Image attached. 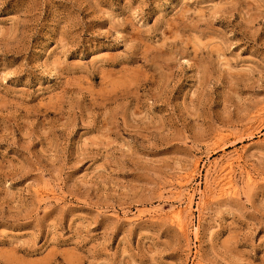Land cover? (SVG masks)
Masks as SVG:
<instances>
[{
	"label": "rangeland",
	"instance_id": "rangeland-1",
	"mask_svg": "<svg viewBox=\"0 0 264 264\" xmlns=\"http://www.w3.org/2000/svg\"><path fill=\"white\" fill-rule=\"evenodd\" d=\"M0 264H264V0H0Z\"/></svg>",
	"mask_w": 264,
	"mask_h": 264
},
{
	"label": "bare ground",
	"instance_id": "bare-ground-1",
	"mask_svg": "<svg viewBox=\"0 0 264 264\" xmlns=\"http://www.w3.org/2000/svg\"><path fill=\"white\" fill-rule=\"evenodd\" d=\"M222 137H223V135H222ZM236 159H237V158H236ZM229 162H230V161H229ZM226 163H227V162H226ZM233 163H234V162H233ZM233 163H232V164H233ZM215 164H216V163H215ZM228 167L231 169V168H232V165L230 164L229 166H227V168H228ZM225 168H226V167H225ZM239 168H240V167H239ZM230 169H229V171H228V173H227V175H226V179H227V181H226L225 183L229 184L230 187L235 188V187L233 186V183H232V181H233V177H231V171H230ZM223 170H225V169H223ZM232 170H233V169H232ZM232 172H233V171H232ZM248 173H249V172H248ZM224 175H225V174H224ZM222 176H223V174H222ZM251 178H252V177H251ZM224 179H225V178H224ZM224 179H223V180H224ZM226 179H225V180H226ZM217 180H218V179H217ZM223 180H222V181H223ZM235 181H236V180H235ZM220 182H221V181H220ZM233 182H234V181H233ZM220 185L222 186L223 184H220ZM234 185H235V184H234ZM227 186H228V185H227ZM187 187H188V186H187ZM230 187H229V188H230ZM219 188H220V187H219ZM229 190H230V189H229ZM224 191L227 192L226 190H224ZM231 191H232V189H231ZM233 191H234V190H233ZM223 193H224V192H223ZM235 193H236V192H235ZM189 199H190V196H189ZM191 199H192V198H191ZM188 204H189V206H190V203H188ZM188 204H187V205H188ZM185 208H188V207H185ZM190 208H191V207H190ZM183 209H184V208H183ZM173 211H174V210H173ZM180 215H182V210H181V209L175 210V212H174V216H177L178 218H180ZM177 217H175L176 220H178ZM180 220H181V218H180ZM180 220H179V222H180ZM182 223H183V222H181V224H180L181 227H182ZM184 226L186 227V225L183 224V228H185ZM186 228H187V227H186ZM185 230H186V229H185ZM196 231H197V230H196ZM195 233H196V232H195Z\"/></svg>",
	"mask_w": 264,
	"mask_h": 264
}]
</instances>
